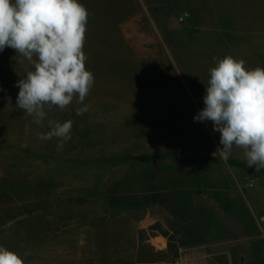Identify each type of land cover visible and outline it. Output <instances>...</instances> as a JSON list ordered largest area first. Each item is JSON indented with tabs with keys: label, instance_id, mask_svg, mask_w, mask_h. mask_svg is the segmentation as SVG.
<instances>
[{
	"label": "rangeland",
	"instance_id": "1",
	"mask_svg": "<svg viewBox=\"0 0 264 264\" xmlns=\"http://www.w3.org/2000/svg\"><path fill=\"white\" fill-rule=\"evenodd\" d=\"M78 2L83 104L34 123L15 86L33 66L0 52V245L25 264H264V169L194 121L214 57L264 69V0ZM49 119L75 122L59 151Z\"/></svg>",
	"mask_w": 264,
	"mask_h": 264
},
{
	"label": "clouds",
	"instance_id": "2",
	"mask_svg": "<svg viewBox=\"0 0 264 264\" xmlns=\"http://www.w3.org/2000/svg\"><path fill=\"white\" fill-rule=\"evenodd\" d=\"M89 11L78 0H0V52L12 48L34 70L16 82V107L40 124L54 107L83 104L95 84L83 51ZM215 66L194 121H211L220 133L219 152L227 160L233 147L243 150L246 164L264 169V69L247 67L231 55L213 58ZM87 106L76 109L83 115ZM72 119H49L40 140H58L57 150L72 138ZM215 154V153H214ZM0 264H25L17 252L0 245Z\"/></svg>",
	"mask_w": 264,
	"mask_h": 264
},
{
	"label": "bare ground",
	"instance_id": "3",
	"mask_svg": "<svg viewBox=\"0 0 264 264\" xmlns=\"http://www.w3.org/2000/svg\"><path fill=\"white\" fill-rule=\"evenodd\" d=\"M159 243H162V241L160 239H157V240H154L153 241V244L156 246L158 245ZM160 246V245H159Z\"/></svg>",
	"mask_w": 264,
	"mask_h": 264
},
{
	"label": "water",
	"instance_id": "4",
	"mask_svg": "<svg viewBox=\"0 0 264 264\" xmlns=\"http://www.w3.org/2000/svg\"><path fill=\"white\" fill-rule=\"evenodd\" d=\"M252 170H253V167H250L248 173L251 174L252 173Z\"/></svg>",
	"mask_w": 264,
	"mask_h": 264
},
{
	"label": "crops",
	"instance_id": "5",
	"mask_svg": "<svg viewBox=\"0 0 264 264\" xmlns=\"http://www.w3.org/2000/svg\"><path fill=\"white\" fill-rule=\"evenodd\" d=\"M147 2H149V0H147Z\"/></svg>",
	"mask_w": 264,
	"mask_h": 264
}]
</instances>
